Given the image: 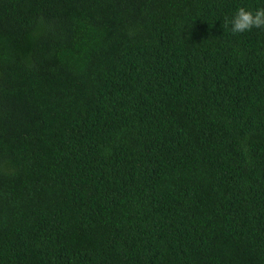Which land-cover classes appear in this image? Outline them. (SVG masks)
Listing matches in <instances>:
<instances>
[{
	"label": "trees",
	"instance_id": "trees-1",
	"mask_svg": "<svg viewBox=\"0 0 264 264\" xmlns=\"http://www.w3.org/2000/svg\"><path fill=\"white\" fill-rule=\"evenodd\" d=\"M0 264H264V0H0Z\"/></svg>",
	"mask_w": 264,
	"mask_h": 264
}]
</instances>
